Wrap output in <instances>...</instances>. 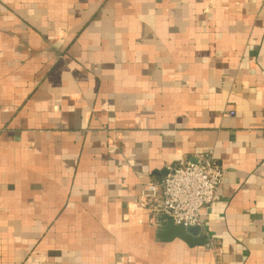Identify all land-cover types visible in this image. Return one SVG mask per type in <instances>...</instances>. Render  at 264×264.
I'll return each mask as SVG.
<instances>
[{"label":"crops","instance_id":"1","mask_svg":"<svg viewBox=\"0 0 264 264\" xmlns=\"http://www.w3.org/2000/svg\"><path fill=\"white\" fill-rule=\"evenodd\" d=\"M209 149L183 240L141 193ZM0 264H264V0H0Z\"/></svg>","mask_w":264,"mask_h":264},{"label":"built area","instance_id":"2","mask_svg":"<svg viewBox=\"0 0 264 264\" xmlns=\"http://www.w3.org/2000/svg\"><path fill=\"white\" fill-rule=\"evenodd\" d=\"M224 176L225 170L215 162L214 150L209 149L196 162L181 160L169 167L161 182L147 183L141 206L152 208L176 226L203 228V215L213 205Z\"/></svg>","mask_w":264,"mask_h":264},{"label":"water","instance_id":"3","mask_svg":"<svg viewBox=\"0 0 264 264\" xmlns=\"http://www.w3.org/2000/svg\"><path fill=\"white\" fill-rule=\"evenodd\" d=\"M164 230L170 231L174 236H177L183 240L190 241L191 238H196L198 241H204L205 238L202 236V227L200 226H191L183 227L176 226L173 221L169 220L164 225Z\"/></svg>","mask_w":264,"mask_h":264}]
</instances>
